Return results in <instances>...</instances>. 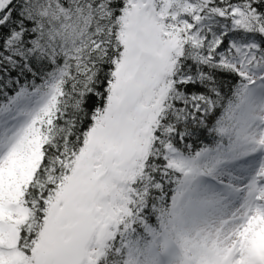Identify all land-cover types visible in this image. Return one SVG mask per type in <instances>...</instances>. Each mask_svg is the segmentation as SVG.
I'll use <instances>...</instances> for the list:
<instances>
[{"label": "snow or ice", "instance_id": "6c2138e0", "mask_svg": "<svg viewBox=\"0 0 264 264\" xmlns=\"http://www.w3.org/2000/svg\"><path fill=\"white\" fill-rule=\"evenodd\" d=\"M0 264H264V0H0Z\"/></svg>", "mask_w": 264, "mask_h": 264}]
</instances>
